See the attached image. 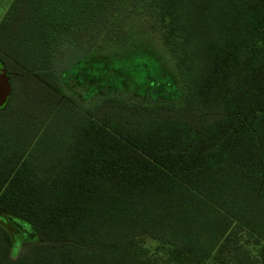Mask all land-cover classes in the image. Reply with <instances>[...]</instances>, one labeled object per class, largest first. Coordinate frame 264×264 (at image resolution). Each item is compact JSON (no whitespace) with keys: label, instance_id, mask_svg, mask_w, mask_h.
<instances>
[{"label":"trees","instance_id":"trees-1","mask_svg":"<svg viewBox=\"0 0 264 264\" xmlns=\"http://www.w3.org/2000/svg\"><path fill=\"white\" fill-rule=\"evenodd\" d=\"M134 26L158 36L177 100L78 107L56 53L126 43ZM135 58L141 85L163 89ZM0 62V109L24 96V121L0 127V214L37 234L13 253L0 222V264H264V0H12ZM50 129L63 145L38 141Z\"/></svg>","mask_w":264,"mask_h":264},{"label":"rangeland","instance_id":"rangeland-1","mask_svg":"<svg viewBox=\"0 0 264 264\" xmlns=\"http://www.w3.org/2000/svg\"><path fill=\"white\" fill-rule=\"evenodd\" d=\"M11 1L0 0V20ZM128 35L126 43L90 49L71 45L63 47L60 52L56 53L53 58V73L65 94L72 98L78 107L92 106L107 95L145 104L177 100L174 92L181 90V83L172 61L162 49L158 36L141 26L129 28ZM145 56L147 61L154 66L155 82L158 81L163 86L159 92H156L155 88L150 89L144 84L141 85L146 73L143 66L140 68L141 64L135 61L137 59L135 57ZM12 77L15 80L17 78L14 74ZM16 81H14L15 86L22 83ZM164 81L170 86H165ZM37 87L36 85L26 87V91L31 95L34 106L41 108L44 104L37 96V91H35ZM15 94L12 108L10 110L0 109V127L6 132V126L14 128L24 121V115L21 112L24 96ZM2 106L0 105V108ZM52 133L50 129L46 133L48 135L46 139L41 135L38 141L42 140V143L43 140L56 138L57 145L60 143L63 145L65 141L63 132L56 131L51 137ZM0 222L11 231L13 253H18L24 242L37 239L35 228L24 219L10 214H0Z\"/></svg>","mask_w":264,"mask_h":264},{"label":"water","instance_id":"water-1","mask_svg":"<svg viewBox=\"0 0 264 264\" xmlns=\"http://www.w3.org/2000/svg\"><path fill=\"white\" fill-rule=\"evenodd\" d=\"M10 94V80L5 67L0 62V105L2 106Z\"/></svg>","mask_w":264,"mask_h":264}]
</instances>
